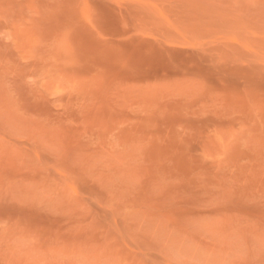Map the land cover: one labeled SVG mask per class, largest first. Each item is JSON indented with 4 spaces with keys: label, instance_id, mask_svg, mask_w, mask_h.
<instances>
[{
    "label": "rangeland",
    "instance_id": "374dc122",
    "mask_svg": "<svg viewBox=\"0 0 264 264\" xmlns=\"http://www.w3.org/2000/svg\"><path fill=\"white\" fill-rule=\"evenodd\" d=\"M0 264H264V0H0Z\"/></svg>",
    "mask_w": 264,
    "mask_h": 264
}]
</instances>
